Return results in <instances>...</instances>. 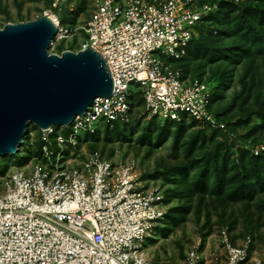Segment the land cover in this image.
<instances>
[{
    "label": "built area",
    "instance_id": "1",
    "mask_svg": "<svg viewBox=\"0 0 264 264\" xmlns=\"http://www.w3.org/2000/svg\"><path fill=\"white\" fill-rule=\"evenodd\" d=\"M198 3L92 0L90 16L78 26L53 19L57 32L50 45L77 39L78 51L95 48L108 63L114 90L69 126L30 124L14 155L30 149L41 159L35 155L19 165L17 158L7 160L14 155L0 157V264H152L145 243L165 216L162 196L140 190L130 163L78 149L82 135L102 124H128L131 96L139 92L149 118L225 126L211 110L213 86L175 67L204 19L219 9L218 2ZM219 241L220 250L208 258L194 245L178 264H264V250L254 253L252 236L233 244L223 231Z\"/></svg>",
    "mask_w": 264,
    "mask_h": 264
},
{
    "label": "rangeland",
    "instance_id": "2",
    "mask_svg": "<svg viewBox=\"0 0 264 264\" xmlns=\"http://www.w3.org/2000/svg\"><path fill=\"white\" fill-rule=\"evenodd\" d=\"M217 1L211 22L218 35H203L178 66L216 83L213 110L225 126L159 123L136 97L128 124H102L93 139L82 135L78 149L130 163L140 190L162 196L165 216L145 243L152 264H178L194 245L208 258L220 250L223 231L235 244L251 235L254 253L264 250V150L253 153L264 147V0ZM91 10L92 0H0V28L44 15L75 27ZM78 49L77 39L54 41L49 52ZM30 160L23 155L18 163Z\"/></svg>",
    "mask_w": 264,
    "mask_h": 264
},
{
    "label": "water",
    "instance_id": "3",
    "mask_svg": "<svg viewBox=\"0 0 264 264\" xmlns=\"http://www.w3.org/2000/svg\"><path fill=\"white\" fill-rule=\"evenodd\" d=\"M57 27L48 16L0 28V157L19 151L27 128L69 126L114 80L93 47L50 53Z\"/></svg>",
    "mask_w": 264,
    "mask_h": 264
},
{
    "label": "trees",
    "instance_id": "4",
    "mask_svg": "<svg viewBox=\"0 0 264 264\" xmlns=\"http://www.w3.org/2000/svg\"><path fill=\"white\" fill-rule=\"evenodd\" d=\"M200 3H204V2H218L219 3V1H217V0H213V1H204V2H202L201 0H198ZM218 11H220V3H219V9L216 11V12H214V13H216L215 15H214V18H215V16L217 15V12ZM213 13V14H214ZM213 14H211L210 16H207L205 19H204V21H203V23L198 27V29H199V35H198V37L197 38H195L191 43H190V45L188 46V48H187V53H186V55L182 58V59H179V60H177V61H175V67H177V68H180L182 71H183V73L185 74V76L187 77H191V78H199V79H204V80H206L211 86H213V89H214V94H213V99H212V104H211V110L213 111V113L215 114V112H214V110H213V106H214V103H215V99H216V88H217V85H216V83H214L213 81H210V80H208V79H206V78H200V77H196V76H193V75H191V74H189L187 71H185L184 70V68H182V67H180V66H178V63H180V62H183V61H185V60H187V57L189 56V50H190V48H191V46L195 43V42H197L198 40H201V37L203 36V35H218V33H219V28L218 27H215L216 25H214L213 24V22H211L212 20H213ZM136 97H139V99L143 102V105H144V101H143V97L140 95V92L139 93H133V95L131 96V102H132V116H133V114H134V111H135V98ZM216 116V115H215ZM217 117V116H216ZM151 119H155V120H157L159 123H163V122H161V121H159L157 118H151ZM183 122V121H182ZM166 123H168V124H172V123H179V122H176V121H166V122H164L163 124H166ZM123 125H126V124H123ZM108 126H122V124H120V123H117V122H113V123H108V124H105V127H108ZM101 131V126H99L98 127V129H97V131H96V133L95 134H92V135H90V134H86V137H85V139H88V138H90L91 137V139H93L94 138V136H96V135H98L99 134V132ZM26 138H27V136H26ZM39 146H40V144H38V146H37V150L39 149ZM26 155H28V160L29 159H32L35 155H37L38 156V158H42V156L41 155H39V153L37 152V151H35V150H30V149H28L27 150V154ZM16 159L17 158V164H19V165H23L24 163H18V161H20V159L22 158V156H20V154H18V155H14V156H11V157H8L7 158V160H12V159ZM230 236V235H229ZM251 236V235H250ZM230 238H231V241H232V243L233 244H235L234 242H233V239H232V237L230 236ZM253 238V237H252ZM254 243H255V241H254V239H253V247H254Z\"/></svg>",
    "mask_w": 264,
    "mask_h": 264
}]
</instances>
